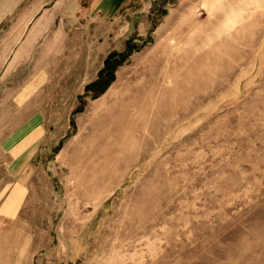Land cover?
Instances as JSON below:
<instances>
[{"label": "rangeland", "instance_id": "1", "mask_svg": "<svg viewBox=\"0 0 264 264\" xmlns=\"http://www.w3.org/2000/svg\"><path fill=\"white\" fill-rule=\"evenodd\" d=\"M0 264H264V0H0Z\"/></svg>", "mask_w": 264, "mask_h": 264}, {"label": "trees", "instance_id": "2", "mask_svg": "<svg viewBox=\"0 0 264 264\" xmlns=\"http://www.w3.org/2000/svg\"><path fill=\"white\" fill-rule=\"evenodd\" d=\"M115 55V54H114ZM113 55V56H114ZM113 56L111 57H109V58H107V60H106V66H105V68H104V72H105V70L106 71H108V74H109V82L114 78L113 76H114V71H115V68H116V66H117V63H116V61H111V58H113ZM103 80V76L102 77H100L97 81H95L94 83H92L90 86H92L93 84H99V83H101V81ZM108 82V83H109ZM105 88V87H104Z\"/></svg>", "mask_w": 264, "mask_h": 264}, {"label": "crops", "instance_id": "3", "mask_svg": "<svg viewBox=\"0 0 264 264\" xmlns=\"http://www.w3.org/2000/svg\"><path fill=\"white\" fill-rule=\"evenodd\" d=\"M17 203H18L17 200L16 201H9V202L7 201L5 204V209L11 211V209H14L16 207ZM9 204H10V206H8Z\"/></svg>", "mask_w": 264, "mask_h": 264}, {"label": "bare ground", "instance_id": "4", "mask_svg": "<svg viewBox=\"0 0 264 264\" xmlns=\"http://www.w3.org/2000/svg\"><path fill=\"white\" fill-rule=\"evenodd\" d=\"M165 47V46H164ZM167 47V46H166ZM165 53H168V50H165Z\"/></svg>", "mask_w": 264, "mask_h": 264}]
</instances>
